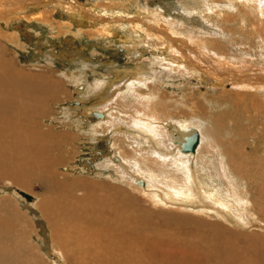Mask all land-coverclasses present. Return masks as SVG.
Instances as JSON below:
<instances>
[{"label":"rangeland","instance_id":"374dc122","mask_svg":"<svg viewBox=\"0 0 264 264\" xmlns=\"http://www.w3.org/2000/svg\"><path fill=\"white\" fill-rule=\"evenodd\" d=\"M8 1L14 3L11 10H0V73L18 80L0 87V216L14 217L0 232V264H264V89L256 97L247 90L239 95L231 83L216 88L202 82L193 66L184 65L190 72L171 71L163 43L175 36L217 60L264 70V20L254 5L248 0ZM257 3L264 11V0ZM24 5L30 8L23 10ZM147 99L168 109L166 116L161 106H145L161 111L160 127L172 131L178 121L195 122L206 134L205 148L210 133L225 143V168L249 201L247 211L239 213L210 194L212 185L223 190L228 183L218 176L223 153L217 157L205 148L198 156L205 166L199 173L204 201L213 209L203 203L186 208L182 201L166 206L152 201L148 190L132 192L117 166L123 162L119 150L135 153L136 143L116 109L130 113ZM109 108L111 121L98 120L95 113ZM147 147L141 144L140 152H149ZM136 185L145 188V179L137 178ZM133 219L139 233L129 225ZM84 230L89 237L83 238ZM105 234L118 237L107 246L111 252L102 249ZM126 237L128 245L122 242ZM85 247L88 252H79Z\"/></svg>","mask_w":264,"mask_h":264},{"label":"bare ground","instance_id":"6f19581e","mask_svg":"<svg viewBox=\"0 0 264 264\" xmlns=\"http://www.w3.org/2000/svg\"><path fill=\"white\" fill-rule=\"evenodd\" d=\"M210 1H213V0H210ZM256 1L258 2V0H255V1L248 0V2L250 4L252 3L254 7L256 8L257 15L262 17V20H264V11L262 12L258 11V9L261 8V5H259ZM8 2H9L8 0H0V10L2 9L5 10L4 7L6 8L8 7V9H10L9 6H12L14 3L7 5ZM32 4L38 7L37 3L32 2ZM213 5L215 6L216 4H213ZM213 5L210 8H212ZM29 6L30 5H26V6L24 5L23 10H25L27 7L30 8ZM249 7L251 8V6ZM65 9L69 10L68 8H65ZM219 12H221V10ZM17 13H18V10H17ZM3 15L4 14H2L1 16ZM87 17L89 18V15ZM174 37H171V38L169 37L168 40L163 42L164 44H167L169 48V54H168L167 60L171 63V64H168L171 71L182 72L181 70H186L190 72L191 69L189 67L193 66L191 72L197 73V76L199 78L200 77L202 78V82L206 84H211L212 87L215 86L216 88H218L217 85L222 86L221 84L223 83H226V82L231 83L233 85L232 87H235L234 89H237V94L239 95H242V93H240L239 90H245V91L247 90L249 92H252L253 95L251 96L256 97V96H259V91L264 89V70L258 71L256 69H253V65L246 64L242 61L232 62V61L224 60L223 58H220L223 60H220V59L217 60L216 59L217 56H215L214 58L213 56H211V54H208L205 51H201L200 49L196 47L188 45V42L185 39L183 40V39H180V38L178 39ZM191 42L194 43V41L192 40ZM184 65H188L189 67L184 66ZM213 68L216 70H214ZM15 80H18V79L13 78V79L7 80L0 73V87H12L14 85L13 82ZM109 98H111V96H109ZM109 98L107 99V102L110 101ZM252 99L254 103H257L258 98H252ZM260 102L261 101L259 100L257 104L261 105ZM151 104H153V106L162 105L159 102H152L151 99H147L144 103L141 104L138 110L130 111V113L121 112V110L116 109V111H120V113L124 115L125 119H127L128 132L130 133L131 136L134 137V141L136 143L135 153H127L123 149L119 150V157L123 160V162L120 165H118L119 167L117 166L118 172L120 171L122 175L125 174L128 177L125 179V182L128 185H130L129 187L132 188V192L136 191L139 194L141 193L143 195V191L148 190L150 191L148 193V196H150V199L154 202L162 201L163 204L166 206H179L178 202L182 201L188 204L187 206H185L186 208L187 207H191V208L198 207L197 205L198 203H203L205 207L213 209L208 202L204 201V198L207 199V195L205 194L206 193L205 189L202 187L204 186V184H203V181L199 173L205 167L203 163L200 164L198 162V156L206 146V134L205 136H203L202 130L199 131V129L195 127V124L193 125V123L195 122L187 123L186 121L184 122L178 121L176 123L177 126H174L172 131H169L167 129V126L160 127V122H163L162 121L163 115L161 117L160 113L162 111L167 116L168 109H166L165 107L163 108V106H161L162 110L159 111L160 113L157 110L152 109V108L145 109L146 105L149 107L151 106ZM106 106H109L111 108L110 104L109 105L106 104ZM110 108L108 110H105V112H103L102 114L97 113L98 114L97 119L103 120V122L105 120L111 121L109 116L112 117L113 113L110 111L112 110ZM84 117H87V116L85 115ZM167 120H169V118ZM216 122L219 125V130L225 132V129H226L225 125L219 120ZM100 123H99L100 128L103 130L106 125L104 126L102 123L101 124ZM116 126L117 124L114 125L115 128ZM210 129L212 128L210 127ZM195 133L199 134L200 142L194 152L195 154H191L192 153L191 151H184L182 145L185 143L186 138L193 137ZM217 138L220 139V137L218 136ZM141 144L148 146L147 149L149 150V152L144 151L141 153L140 152ZM205 149L207 153H210L211 151H215V154L217 157L218 155H220V153H223L221 154L222 156H220V158L218 159V176H220L222 179H224L228 183V186H226L227 188L223 190H219L215 188L214 185H212L210 187V194L217 195L223 204H228L229 207H231L234 210H237L239 213H244L245 211H247V205L249 204V201L243 195V192H241L236 187L234 181L229 178L228 171L225 168L226 161L223 160L224 159L223 156L224 154H226L225 143H222L221 141L216 139V136H213V133L212 134L210 133V138L207 141V148ZM223 149H224V152H223ZM141 155H142V160L138 159V156H141ZM110 161L112 160L111 159L109 160L108 158L106 163H110ZM123 163H128L129 165L127 164L124 165ZM197 166H198V169H197ZM139 177H142L145 179V182H146L145 188H141L136 185V180ZM211 178L213 179V177ZM141 184L142 186H144L143 183ZM27 199L31 201V198L30 199L27 198ZM71 205L72 204H70V206ZM125 209L126 207H124V210ZM6 214L7 213H5L3 216H5ZM14 214L16 217L18 216L17 212H14ZM3 216H0V227H2L0 229V232H4L5 231L4 228L11 227V223L14 217V216H10L8 218H3ZM129 225L131 226V228L135 229L137 233H139L140 231L139 223L137 220L135 219L130 220ZM53 227L56 232L61 231L59 227L57 226H53ZM94 231H96V229ZM82 235H83V238L89 237L88 230L82 231ZM100 235L102 236V234L100 233L97 234V236H100ZM117 240H118V237L116 235L111 234L107 236L105 234L103 236V242L105 243L101 245L104 252H111V250L107 249L108 248L107 246L114 244ZM90 241H91L90 244L93 247L95 242L94 240L92 241L91 238H90ZM122 242L128 245L129 237H126ZM224 246L231 247V245L226 242L224 243ZM88 248L87 247L82 248L79 252H88ZM98 248L101 249V247L99 246H97L94 249H98ZM232 248H228L229 250H227V252L230 250L232 251ZM226 249L224 247V250ZM127 251H128V247L120 249V252H127ZM222 253L224 252L222 251ZM232 255H235V254H232ZM232 255L230 254L231 257ZM22 264H37V263L35 261H31L29 263H22ZM173 264H188V263L186 261L178 262L177 260Z\"/></svg>","mask_w":264,"mask_h":264},{"label":"water","instance_id":"95a60500","mask_svg":"<svg viewBox=\"0 0 264 264\" xmlns=\"http://www.w3.org/2000/svg\"><path fill=\"white\" fill-rule=\"evenodd\" d=\"M95 116L98 117V114L95 113ZM199 134L195 133L193 137L186 138L185 143L182 145L184 151H191L192 153L195 152L198 144H199ZM142 183V181H141Z\"/></svg>","mask_w":264,"mask_h":264}]
</instances>
